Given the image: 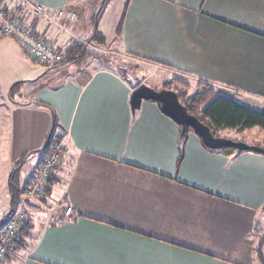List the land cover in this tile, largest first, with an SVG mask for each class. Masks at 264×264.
I'll return each mask as SVG.
<instances>
[{
    "label": "crops",
    "instance_id": "obj_1",
    "mask_svg": "<svg viewBox=\"0 0 264 264\" xmlns=\"http://www.w3.org/2000/svg\"><path fill=\"white\" fill-rule=\"evenodd\" d=\"M32 1L70 11L75 20L79 11L81 21L91 19L89 0ZM117 1L123 7L118 54L172 73L165 82L190 77L264 114V0ZM73 22L63 20L60 28L39 23L35 33L65 55L75 39H85ZM0 44L8 52L19 48L1 34ZM72 77L25 101L20 89L11 93L18 101L11 90L4 92L8 101L0 92V110L13 117L6 121L8 143L0 137V183L5 146L13 163L36 152L26 168L39 156L28 187L46 155L40 149L52 118L66 135L48 184L50 202L41 200L53 204L25 199L20 211L30 225L4 264H261L264 156H226L204 148L193 133L181 138L153 102H142L132 115L129 96L136 86L105 65ZM39 214L33 223L27 217Z\"/></svg>",
    "mask_w": 264,
    "mask_h": 264
},
{
    "label": "rangeland",
    "instance_id": "obj_2",
    "mask_svg": "<svg viewBox=\"0 0 264 264\" xmlns=\"http://www.w3.org/2000/svg\"><path fill=\"white\" fill-rule=\"evenodd\" d=\"M102 1L103 0L90 2L89 0L87 7L91 8V13H90L91 19L86 20L87 17L85 16L83 18V21H81L82 15H81V11H79L78 18L73 22L74 24L72 23L71 25V28H75V32L77 34H79L82 38H85L82 41H80L79 38L75 39V41L71 44V46L74 44L85 45L88 43L89 47L85 45L86 46L85 50L88 53H90L88 57L93 58L91 64L86 63L78 67L65 66L66 64H64L62 65L64 66V69L59 70L56 74L53 73L49 74L50 71L48 73L46 71H48L50 68L44 67V69H46L44 70L42 66L33 63L24 53L20 45L17 44L19 47L18 50L14 49L13 52H8L7 49L0 44V92L2 94L3 101L4 100L8 101V98H6L4 92L6 91L8 92V90H11L12 86L15 85L16 82L17 83L24 82L23 83L24 85L21 84L19 91H21V101H25L28 99V95H34L36 93H39L46 87H56L57 85L60 84L61 79L63 78H68V80H70L72 76L78 75L80 74V72L85 73L86 71L87 73L92 68H96L97 66L99 67L101 65L107 66L109 70L115 72L120 77L122 75L123 78L122 77L121 78L124 80V83L126 85L129 84L131 87H135V86L137 87L140 84H145L146 86L156 91H160L163 88V84H164L163 82L169 80L170 77H172L173 75L172 73L168 72L165 69L156 71L155 66L152 67L147 66L142 62H139L138 60L124 56L122 53H120V51L118 54V52L115 50L123 7L118 6L117 0H105L106 5L101 10ZM97 16H98L97 25H95L93 20H95ZM61 22L59 26H54V27L60 28L61 25H63V23ZM93 35L95 38L94 40L91 41L90 39L93 38ZM86 37L89 38L86 39ZM69 48H67V50ZM117 50L119 49L117 48ZM103 60H106L104 61L105 63L103 62ZM53 67L55 68V66ZM53 67L51 68L53 69ZM45 72L48 75H45ZM179 78H181V80L184 82L183 84L185 85L188 84L189 86L186 85V88L188 87V89H184L183 91L182 88H177L176 86L174 87V85H172L170 88H176L177 93L179 94L184 93L186 96H190L194 93V91L198 89L197 85L195 84L196 80H194L193 78L190 77L187 78L185 76H179ZM25 82L27 83L25 84ZM11 95H14L13 98H15L13 99L11 97L12 101H18L17 95L15 94H11ZM227 98L232 99L230 97ZM241 105L247 107L246 104L244 105L241 104ZM11 118L13 119L12 115ZM11 118H10V114H7L6 109L0 110V137L2 136L3 143H8L9 141L8 123L6 121L9 119L11 120ZM54 126L56 128L54 130V133L52 132L53 134L51 135L52 137H50L51 141L53 139L59 138L64 150L66 135L62 131L57 129L58 128L57 122H54ZM238 133L240 132L233 129H220L216 132L217 136L220 138L240 141L241 138H239L240 135ZM243 133H244V138H242L243 143L251 146L257 145V144H253V140L255 138L256 139L259 138L260 141L258 144L262 148H264V129L259 127H254L252 129L245 130ZM32 153L35 154L36 152L33 151ZM8 154H9V147L6 148L5 146L3 149V156H4L3 161H6V163H4L3 169L1 171L2 178L0 183V224L3 222L6 216L10 215L9 213L11 211V194H10L9 181H10V175L12 171L16 168V163H17L16 161L17 159L15 160L16 162L13 163V161L9 159ZM12 155H13V151H11L10 156L12 157ZM39 155H41V152L39 153ZM37 160H39V156H31L28 160L27 168L25 167L26 165L24 166L26 169L23 167V165L20 168H18L19 169L18 174L23 173V179H21L20 182H18L19 195L16 201L17 208H15L16 210L14 209L12 213L21 212L20 210L22 209V207L23 209H25L24 203L26 200L30 202L32 201L31 202L32 205H42L35 202L34 200H31L28 197V195H26L25 192V190L28 188L26 187L27 179L30 178V176H32L31 174L33 169L36 167L35 162H37ZM52 204L53 203L51 202L43 205H52ZM38 209L43 210L44 208L39 207ZM52 211H54V209ZM41 212L42 213L44 212L43 213L44 215L46 214L45 210ZM22 213L24 214V212ZM40 216L42 215L41 214H39L38 216L27 215V217L30 219L32 223L36 221V219ZM47 218L50 219L48 217V214H47ZM260 236L261 239H264V231L260 230ZM11 254L12 255L14 254L13 250L10 252V255ZM262 256L264 257V249L262 251Z\"/></svg>",
    "mask_w": 264,
    "mask_h": 264
},
{
    "label": "built area",
    "instance_id": "obj_3",
    "mask_svg": "<svg viewBox=\"0 0 264 264\" xmlns=\"http://www.w3.org/2000/svg\"><path fill=\"white\" fill-rule=\"evenodd\" d=\"M63 20L73 22L75 14L70 11L48 9L32 0H0V34L15 40L29 59L45 68L58 65L63 59V53L58 52L37 35L35 29L39 23L59 26ZM58 139H53L48 145L35 179L25 190L26 195L39 204H43L41 200L48 201L47 189L51 173L57 169L63 157V147ZM49 209L52 211L54 208ZM64 214L70 216L71 208L67 207ZM25 221V214L15 212L1 223L0 264H4L10 252L16 247L19 232Z\"/></svg>",
    "mask_w": 264,
    "mask_h": 264
},
{
    "label": "trees",
    "instance_id": "obj_4",
    "mask_svg": "<svg viewBox=\"0 0 264 264\" xmlns=\"http://www.w3.org/2000/svg\"><path fill=\"white\" fill-rule=\"evenodd\" d=\"M105 4L106 2L104 0L101 5V10L104 8ZM97 19H98V16L94 20L95 24L97 23ZM94 38L95 37L93 35V38H91L90 40L92 41L94 40ZM89 54L90 53H88L85 50V45L74 44L66 51V54L63 55L62 61L55 67H59V66H62L64 64H69V63L80 65L81 63L85 61V59L89 56ZM104 61L106 60H103V62ZM121 77L123 78L122 75ZM23 83L24 82H18L15 85H13L10 91V95L14 90H18L21 84ZM172 85H174V87L176 86L177 88H182L183 91L184 89H188V87L186 88L185 84L181 82L179 83V81L172 79L168 82H164L162 89L174 91L178 96L179 102L186 108L188 114L196 117L202 124L207 126L210 129V132L212 133L214 137H218L216 132L220 129H233L238 132L249 130L254 127H259V128L264 129V114L263 113L249 109L247 107H244L238 104L237 102H235L233 99H229L225 96H221L217 94L213 88H210L207 85L198 83L197 84L198 89L194 91V93L190 96H186L184 93L182 94L177 93L176 88H170ZM35 104L37 106H41V107L52 110L49 106L45 104L38 103V102H35ZM55 128L56 127L54 126V130ZM54 130H53V133H54ZM189 133H193V131L188 129L184 136H182L180 132V137L185 138ZM231 141H239V140H231ZM50 142H51V138L47 142V144H44L43 151H46ZM209 151L214 152V153L223 154L226 156H231V155L237 156L242 153V152H238L237 150L233 148H224L221 150H215V151L209 150ZM31 154L32 153L23 155L17 161L16 168L12 171L10 175L9 182H10V194H11V211L9 214H11L14 211V208L16 206L17 197L19 195V191H18V178H19L18 171L19 169L18 168H20L23 165V162L25 163L26 159ZM261 155L264 156V154H261ZM50 181L51 180L49 179V182ZM47 191L49 192V189H47ZM263 210H264V206H263ZM29 225H30V222L25 221L24 227H22V229L19 232V235L16 241V243H18L19 246H21L24 242L23 236L27 234V229ZM259 255H260L259 257L260 263L264 264V258L261 255V251Z\"/></svg>",
    "mask_w": 264,
    "mask_h": 264
},
{
    "label": "water",
    "instance_id": "obj_5",
    "mask_svg": "<svg viewBox=\"0 0 264 264\" xmlns=\"http://www.w3.org/2000/svg\"><path fill=\"white\" fill-rule=\"evenodd\" d=\"M142 102L158 104L160 112L180 128L182 136L185 135L188 129L192 130L193 135L200 139L201 144L208 150L215 151L224 148H233L238 152L264 154V149L260 146H251L240 141L214 137L207 126L202 124L196 117L188 114L186 108L179 102L178 96L174 91L165 89L156 91L145 84H140L132 90L129 96V107L132 115L140 109ZM54 122L55 120L52 118L45 144H47L52 135ZM43 149L44 147L40 151H43Z\"/></svg>",
    "mask_w": 264,
    "mask_h": 264
},
{
    "label": "bare ground",
    "instance_id": "obj_6",
    "mask_svg": "<svg viewBox=\"0 0 264 264\" xmlns=\"http://www.w3.org/2000/svg\"><path fill=\"white\" fill-rule=\"evenodd\" d=\"M59 9V8H58ZM66 11V10H65Z\"/></svg>",
    "mask_w": 264,
    "mask_h": 264
}]
</instances>
